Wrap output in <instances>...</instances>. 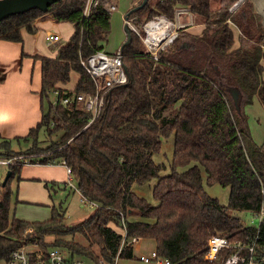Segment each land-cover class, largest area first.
<instances>
[{
    "label": "trees",
    "instance_id": "16d2710c",
    "mask_svg": "<svg viewBox=\"0 0 264 264\" xmlns=\"http://www.w3.org/2000/svg\"><path fill=\"white\" fill-rule=\"evenodd\" d=\"M239 1L219 0L215 7L212 0H149L143 8L128 11L127 18L143 15L148 22L156 16L173 20L177 10L186 7L204 29L194 34L179 28L158 59L131 30V42L122 45L128 81L108 93L92 122L90 111L65 105L62 99L95 90L81 61L105 49L112 27L106 0H99L88 16L86 0H60L46 12L32 9L1 21L0 39L18 42L23 41L22 30L33 31L43 15L73 24V34L59 45L55 57H39L42 96L54 90L59 94L24 137L34 145L16 151L3 140L0 156L27 154L32 163L41 164L65 161L72 181L96 210L72 228L57 208L46 221L17 218L8 186L23 166L16 159L8 164L11 175L0 188V260L26 242L38 243L43 252L61 247L83 258L114 261L123 240L117 230L121 228L127 239H154L158 253L171 264H223L230 250L221 251L213 262L205 259L210 237L222 234L249 241L254 236L257 225L246 224L239 213L254 214L264 204V147L254 142L246 112L255 96L264 105V24L252 0L232 12ZM234 27L240 32L237 47ZM72 72L79 74L75 88L61 87L71 81ZM42 128L51 140L44 147L39 146ZM169 143L167 164L157 155ZM146 183H154L152 201L135 191L137 184ZM214 186L230 189L227 204L210 193L208 188ZM77 233L87 246L66 237ZM95 245L99 254L92 249ZM259 251L264 253V238ZM133 256V244L120 253V258Z\"/></svg>",
    "mask_w": 264,
    "mask_h": 264
},
{
    "label": "rangeland",
    "instance_id": "374dc122",
    "mask_svg": "<svg viewBox=\"0 0 264 264\" xmlns=\"http://www.w3.org/2000/svg\"><path fill=\"white\" fill-rule=\"evenodd\" d=\"M133 1L135 0H113V2H115V4L117 5V10L111 13V32L108 38L103 42L105 50L109 53H115L116 51L121 49L122 45L127 40V34L125 30L127 23L125 16L127 12L133 8L132 7L130 9V6ZM141 2L142 0H140L136 5H139ZM212 4L215 7L218 6L219 0H212ZM176 16L177 12L173 21H176ZM145 18L146 16L144 17L142 15L139 18L140 20L138 19V17H131L129 19H131L132 24L136 27V29L139 30L140 34L136 32L134 33L141 40L144 49L146 48V50L148 51V47L144 42V38L146 36L144 27L149 21L145 22ZM187 21H190L189 16L187 18ZM62 23L63 24L59 22L54 25L52 22H48V26H46L47 28L44 30V32L48 30L52 33L57 32L62 36V40L57 44L65 43L66 40L70 38V34H72L73 30V26L70 22ZM179 28L181 27H178V32ZM42 39H44V37ZM42 48L48 53L53 51L52 46L48 42L43 43ZM11 68H13V66ZM32 70L33 69H30L29 80L26 88L24 89V94L20 92L19 102H15L10 105V108L12 110L15 109L22 113L21 116L18 118V129L22 127L24 122H30L36 119L37 121L34 126L37 125L38 121L42 119L43 115L47 114L50 110V107L53 104H56L57 101L58 95L55 91H49L48 96L46 97H42L41 95L42 101L39 100V93L35 92L36 88L34 87L38 85V69L36 67L35 74L32 72ZM78 76L79 75L77 72H73L71 74V81L69 82L68 87H75ZM0 108L6 109L1 105ZM246 112L248 115L251 136L254 142L257 145L264 147V105L261 103L260 99L257 96L254 97V101L252 104L246 106ZM7 122H9V119H6V121L1 123L5 124ZM58 136V133L54 134L52 139L56 140L58 139ZM1 140L2 139L0 138V141ZM7 140L10 141L12 149L16 151H26L28 148L34 145V140L31 138L29 140H25L24 138L19 137L15 139L9 138ZM50 143L51 140L48 139V134L46 133L45 128H42L39 133V146L44 147ZM170 146V143L164 145V148L161 153L157 155V160L166 161V163L168 164L169 160L171 159V155H168L170 153ZM21 156L28 155L24 154ZM35 157L38 158L40 156L35 155ZM3 158L6 157L0 156V159ZM52 161L55 160L53 159ZM4 165H0V188L2 187V184L7 180L8 174L10 172V167ZM26 165L27 166H24L23 168L22 175L21 173L17 174L11 177L8 181V186L13 191L11 200V210L17 218L28 221H46L53 216L54 208H57L59 210H62L64 213V224L67 227L72 228L85 221L92 214H94L96 210V204L91 203L83 197L75 180L72 182L69 181L68 169L66 170L65 166H47L48 168H50L48 171L44 172L46 177H48L47 179L45 177L38 176L37 179L23 180L22 176H32L33 174H36L34 171L35 166H32L31 164ZM37 169L38 168L36 167V170ZM41 178L42 180H39ZM42 181L43 184L40 183ZM153 185L154 183H146L144 185L137 184L136 190L139 195H142L148 200L152 201L154 199L152 194ZM208 190L212 195L217 196L222 203H228L230 194V189L228 187L214 186L212 188H208ZM239 216L244 220L246 224H258L257 220L253 221V214L241 212L239 213ZM66 237L68 239L74 238L75 243H81L86 246L88 245V242L79 233ZM54 238L55 237L53 236H47L48 240H54ZM92 249L95 250L96 254H99L98 246L95 245ZM156 249V241L154 239L143 238L134 244V256L132 258H120L118 264H156L154 262H145L140 258L142 255H151L152 251H155ZM0 264H6V260H0ZM89 264L96 263L89 261Z\"/></svg>",
    "mask_w": 264,
    "mask_h": 264
},
{
    "label": "built area",
    "instance_id": "2783aa9c",
    "mask_svg": "<svg viewBox=\"0 0 264 264\" xmlns=\"http://www.w3.org/2000/svg\"><path fill=\"white\" fill-rule=\"evenodd\" d=\"M243 2L240 0L232 8L234 12L236 8ZM99 0H86L85 15L88 16L92 12V8L98 5ZM108 10H115L116 6L112 5L107 8ZM185 12L184 9H178L177 15L179 16ZM126 19V25L130 26L132 30L139 33V30L132 24L131 19ZM157 24V37L152 35V26ZM179 23L173 21L166 16H156L144 27L146 36L144 42L148 47V51L152 53L155 59L159 58V52L166 49L178 35ZM47 39L50 42H59L62 37L58 33H50L47 35ZM83 67L92 77L95 90L91 92H78L70 96H65L62 99L63 104L69 105L75 104L76 108H81L90 111L93 114L91 122L94 121L102 112L105 105L106 96L116 86L126 83L128 81V73L124 64V54L122 48L115 53H109L106 50H99L91 55L88 59H83ZM56 94H59V90H54ZM21 158V159H19ZM16 159H19L20 163L27 164L32 163L30 156H15L13 158H3L1 162L10 164ZM34 163H40L38 160ZM54 161H50L48 164H54ZM65 164V161L62 162ZM69 181L72 182V170L68 167ZM84 197V196H83ZM85 198V197H84ZM86 199V198H85ZM253 221H258L257 230L253 237L249 241L242 239L231 240L228 236L222 234H216L210 237L208 240V249L205 253V259L209 262H213L217 259L219 253L223 250L229 251L223 264H264V253L259 251L261 241L264 238V230L262 225L264 224V204L259 211L253 214ZM30 228L28 232H32ZM123 240L121 247L116 255L114 261H107L102 256L98 257V261L88 258H83L81 255L61 247H50L47 251H41L38 243L23 245L13 250L10 257L6 260V264H89V261L96 264H118L120 259V253L123 248L137 242L138 237L127 239V232L123 229L121 233ZM31 247V248H29ZM141 260L145 262H154L156 264H171L170 260L164 256H161L157 249L152 251L151 255H142Z\"/></svg>",
    "mask_w": 264,
    "mask_h": 264
},
{
    "label": "crops",
    "instance_id": "0c3cea01",
    "mask_svg": "<svg viewBox=\"0 0 264 264\" xmlns=\"http://www.w3.org/2000/svg\"><path fill=\"white\" fill-rule=\"evenodd\" d=\"M106 1H107L106 8L112 5L116 6L115 10H109V13L111 15L113 11L117 10V5L115 4V2H113V0H106ZM139 1L140 0L133 1L130 6V9L134 7L136 4H138ZM252 1L254 2L255 10L263 17V24H264V0H252ZM179 9L185 10V12H183L179 16L178 15L176 16V21L179 23V26L186 27V30L194 34L202 33L204 29V24L195 23L194 17L188 8L181 7ZM188 16L190 18V21H187ZM48 22H52L54 25L59 23V21H57L53 17L49 15H43V16L38 17L35 20L33 31L30 32L26 29L22 30V34H23L22 42L0 39V105L6 108V109L0 108V138L2 139L0 141V145L3 140H7L9 138L10 139L11 138L15 139L19 137L24 138L25 136L29 134L30 129L36 126V125L34 126V124L36 123L37 119L30 121V122H24L22 127L18 129L19 127L18 118L21 116L22 113L15 109L12 110L10 108L11 107L10 105H12L15 102H19L20 92L24 94V89L27 86V83L29 80L30 69H33L32 72L35 74L36 67L38 69L37 71V76H38L37 84L38 85L37 86L33 85V86L36 88L35 92L39 93V96H40L39 100L42 101V98H41V95H42L41 94L42 92L41 63L42 61L39 57L40 56L55 57L58 53V47L60 45V44H57L60 41L50 42L47 39V35L52 33L49 30L44 32V30L47 28L46 26H48ZM63 22H68V21H63ZM60 23L63 24L62 22ZM73 32H74V26H73L72 34ZM234 33H235V40H236L235 46L237 47L239 45L240 32L236 27H234ZM72 34H70V36ZM43 37L44 39H42ZM46 42H48L52 46L53 51L48 53L45 50H43L42 44ZM24 47L26 50L24 49ZM263 64H264V59H263ZM12 66L13 68H11ZM263 76H264V73H263ZM78 79H79V76H78ZM68 84L69 82L61 85V87L65 89H70V90L75 88V87L74 88L68 87ZM6 119H9V122L2 124L1 122L6 121ZM40 121L41 120H39L38 123ZM37 159H39V157ZM1 164L4 165L5 163L1 162V159H0V165ZM27 164H31L32 166H35L34 171L36 174H33L32 176L30 174H27L30 176H25V177L22 176L23 180L24 179L25 180L37 179L38 176H42L47 179L48 177H46L44 172L48 171L50 169L48 167H52V166L61 165V166H65L66 170L68 169L67 166L63 163L62 164L54 163L55 165L41 164V163H27ZM4 166H8V165L5 164ZM24 166H27V165L23 164V166L21 167V172H20L21 175H22ZM36 167L38 168L37 170H36ZM39 180H42V178ZM40 183L43 184V181ZM136 189L137 187H135V191L137 192ZM117 230H119V232L121 231V233L123 232V229L121 228H117ZM141 239L143 238H138L137 242L140 241ZM135 243H133V248H134Z\"/></svg>",
    "mask_w": 264,
    "mask_h": 264
},
{
    "label": "water",
    "instance_id": "95a60500",
    "mask_svg": "<svg viewBox=\"0 0 264 264\" xmlns=\"http://www.w3.org/2000/svg\"><path fill=\"white\" fill-rule=\"evenodd\" d=\"M60 0H0V23L4 19L16 15L25 13L32 9H40L47 11L49 7ZM149 0H143L139 5L133 7L129 12L137 11L143 8ZM127 40L125 44H129L132 40L131 28L126 25L125 27ZM11 175V170L8 174V178ZM7 178V179H8Z\"/></svg>",
    "mask_w": 264,
    "mask_h": 264
},
{
    "label": "bare ground",
    "instance_id": "6f19581e",
    "mask_svg": "<svg viewBox=\"0 0 264 264\" xmlns=\"http://www.w3.org/2000/svg\"><path fill=\"white\" fill-rule=\"evenodd\" d=\"M156 26H157V24H155V25L152 26V27H153V28H152V29H153V30H152V35H153L154 37H157V35H158V34H157V28H155Z\"/></svg>",
    "mask_w": 264,
    "mask_h": 264
}]
</instances>
